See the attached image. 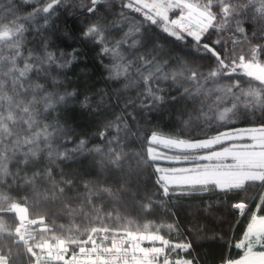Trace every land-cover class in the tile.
<instances>
[{"label":"snow or ice","instance_id":"obj_1","mask_svg":"<svg viewBox=\"0 0 264 264\" xmlns=\"http://www.w3.org/2000/svg\"><path fill=\"white\" fill-rule=\"evenodd\" d=\"M64 3L65 0H45L44 6L34 8L23 17L16 16L11 6L5 8L0 5V50L7 48L14 53L11 56L0 54V189L14 191L18 197L13 198L0 191V244L3 243V238L7 237L10 241L8 248H21L33 264H194L192 259L168 258L169 253L177 249H191V243L173 244L158 234L159 229L148 232L150 225L143 226L144 233L127 230L114 232L111 227L84 226L83 233H80L79 228L76 231L85 235L86 239L63 235V226L55 223L50 226L48 212H37V205L33 201L39 200L45 204L59 202L61 212L66 216L92 221L88 213H99L102 210L97 206V201H100L101 205L106 201L119 204L124 202L122 197H130L136 203L139 198V206L150 212L153 206H157V201L152 199L156 195L161 197L160 204H163L164 198L174 195L235 194L236 199L230 204L232 210L243 216L250 203L254 202L256 211L249 218L242 237L235 243V247L243 249L244 254L236 260L225 259L222 264H264V215H258V212L264 210V125L259 128L227 131L217 129L215 135L205 139L164 138L153 132L149 138L150 144L163 145L176 154L166 157L149 148L146 158L138 160L137 170L115 177L118 187L108 185L100 179L84 181L75 170L56 171L58 165L53 161L63 162L72 160L77 155H84L86 141L81 139L75 148L64 152L52 149L46 141L54 134L48 129L55 126L44 124L40 131L32 132L33 128L40 126L37 117L41 114L33 106L43 103L45 111L54 109L56 104L64 102L67 96L74 93H66L55 100L52 94H48L40 100L33 97L24 101L3 94V90L10 84L14 92L26 95L22 81L28 74L33 70L41 71L44 64L55 63V55L45 52L43 60L36 57L35 63L26 61L23 68L16 67L18 58L22 56L24 34L28 31L21 21L35 22L37 16L42 15L44 25L41 27H47L50 18L57 14V6ZM103 3H106V0H90L86 11L89 15H95L97 22L87 27L82 38H91L104 45L102 54H111L121 61L127 60V63L114 65L111 71L115 77L126 75L130 70L136 72L137 79L145 86V91L141 93L144 97L142 108L165 104L175 106L183 101L181 116H184L187 103L194 102L198 96L185 88L178 96H169L166 99L165 95H158L165 92V89L158 86L160 82H199L203 79L205 84H217L218 81L226 79L231 83L206 88L205 92L208 95L219 92L221 95L217 97V102L232 98L235 101L232 106L218 110L213 118L208 117L203 107L193 106L192 110L187 112L188 120H182V124L193 127V120L203 118L209 124L211 119H215L223 126L233 119H239L241 108L245 111L257 108L264 111V0H127L122 4V9L139 15L141 21L137 22L122 10L118 14L120 19L112 20L108 24L101 23L104 16L97 7ZM177 11L179 15L170 19L169 13L175 15ZM124 28H127V31H124ZM249 28L252 29L251 33ZM113 30L122 32L123 35L119 40H108V43L112 44V47H108L105 34L111 35ZM213 33L217 37L214 40L210 38ZM170 39L185 43L190 40L193 47L186 51L211 61L208 71H201L202 66H191L179 55L165 50V46L158 43L159 40L167 43ZM206 40L208 42H205ZM245 44L248 45L247 48L240 47ZM125 48L128 50L127 57L121 52ZM28 59H33L31 53ZM72 59H75V55ZM71 62L68 60L58 67H66ZM8 65L11 67H7ZM6 67L7 71H3ZM234 76L248 77L250 82L258 81L259 90L249 87L246 91L239 79L233 80ZM34 91H44L43 86L36 84ZM199 92L200 89L197 88L196 93ZM242 98L245 101L243 103ZM87 100L85 97V107L88 106ZM4 102L7 103V115L2 114ZM122 119L117 117L118 121ZM17 124L22 126L24 132L31 134L22 135L15 131ZM123 127L131 131L128 125ZM110 128L111 124L105 126L106 131ZM117 131L119 132V126ZM100 136L106 138V132H101ZM246 138L252 143H235ZM107 143L119 145V140L113 139ZM40 144H45V147L41 148ZM201 151L205 154L196 155ZM87 152L103 157L99 164L93 160L91 167H98L101 172L107 171L108 168L116 172L123 171V160L127 155L123 151L108 148L105 155L103 149L93 148ZM44 153H47L49 164L47 167H40ZM160 159H170L177 163L187 162L192 166L167 170L153 168V164ZM10 163L16 166L15 172L10 170ZM149 169L156 174L153 181L155 191L145 190L141 193L138 183L133 190L131 181L136 171ZM28 189L32 192L31 197L19 196V193ZM253 190L255 195L250 196L249 193ZM84 209H88V213ZM210 210L209 204L205 211L210 213ZM6 217L12 220L11 224ZM110 217V213L103 218L97 215L95 222L103 224V221ZM68 231L71 232L72 229ZM57 232L61 235H57ZM117 236L121 238L119 246ZM145 240L152 244L159 242L161 246L141 247L140 242ZM76 248L78 252L69 251ZM256 248L260 250L255 251ZM14 260L10 250L5 253L4 249L0 248V264H13Z\"/></svg>","mask_w":264,"mask_h":264},{"label":"trees","instance_id":"obj_2","mask_svg":"<svg viewBox=\"0 0 264 264\" xmlns=\"http://www.w3.org/2000/svg\"><path fill=\"white\" fill-rule=\"evenodd\" d=\"M44 2L45 0H27V2L25 0H0V5L5 8L11 6L16 16L23 17L33 11L34 8L44 6ZM125 2L126 0H106V3L98 5L100 14L104 16L101 23L108 24L112 20H119L118 14L122 10L128 13L132 19L140 22L141 17L139 15L122 9V4ZM87 6H90V0H65L64 4L57 6V14L50 18L47 27H41L44 25L42 15L37 16L35 22L21 21L28 31L24 34V43L21 48L22 56L18 58L16 67L23 68L26 61L35 63L36 57L43 60L45 52L55 55V63L44 64L41 71L33 70L28 74V77L22 81L26 95L14 92L10 84L3 90V94L24 101L31 100L33 97L40 100L41 97L48 94H52L55 100L58 96H63L66 93H74V95L67 96L64 102L56 104L54 109L45 111L43 103L33 106L41 114L37 117L40 126L33 128L32 132L40 131L44 124L54 125L55 128L62 129L61 131H56L55 128L48 129L49 132L54 133L52 138L46 141L52 149L64 152L67 149L75 148L81 139L86 141L84 155H77L72 160L63 162L53 161L58 165L57 172L75 170L76 174L81 175L84 181L100 179L108 185L118 187L115 177L126 175L131 170H137V162L139 159L146 158L148 146L164 151L170 156L176 154L165 147L150 144L149 138L153 132L174 139H205L207 136L215 135L217 129L227 131L229 129L259 128L264 125V111L259 108L247 111L241 108L240 118L233 119L223 126L215 119H211V124H209L203 118L198 121L193 120V127H186L182 124V120H188L187 112H190L193 106L196 108L203 107V111L208 114L209 118H213L218 110L222 111L224 108L232 106L235 102L232 98L217 102V97L221 95L219 92L211 95L205 92L206 88H216L218 85L231 83L226 79L218 81L217 84H205L203 79L199 82H185L183 80L175 83L172 81L160 82L158 86L165 89V92L158 93V95H165L166 99L169 96H178L185 88L192 90L198 96L194 102L187 103V112L184 116H181V108L184 107L183 101L175 106L165 104L156 105L152 108H142L141 102L144 97L141 93L145 91V86L142 81L137 79L136 72L130 70L126 75L115 77L111 71L114 65L127 63V60L121 61L111 54H102L101 50L104 45L96 43L91 38H82L87 27L97 22L95 15L87 13ZM260 26L257 25V27ZM245 27L248 26L245 25ZM124 31H127V28H124ZM251 31L252 29L249 28V33ZM105 35L107 36L105 43L108 47H112L108 40H119L123 33L113 30L111 35L107 33ZM210 38L216 39V34L213 33ZM158 43L164 45L165 50L172 51L174 55H179L191 66H202L201 71L207 72L208 65L212 63L207 59H201L194 52L186 51L193 47L190 40L187 43L174 39H170L167 43L164 40H159ZM240 47L247 48L248 45L245 44ZM121 52L125 57L128 56L126 48L122 49ZM30 53L32 60L28 59ZM0 54L11 56L14 53L10 49L3 48L0 50ZM73 55H75V59H72ZM68 60L72 62L66 67H58ZM7 67H11V65ZM7 67L3 71H7ZM165 71H169V69H165ZM236 79L240 80L241 86L246 91L249 87L259 90L258 81L250 82L248 77L234 76L233 80ZM132 81H136V83H132ZM36 84L42 85L44 91L35 92L34 86ZM197 88L200 89L199 93H196ZM85 97L88 98V106L86 107L84 106ZM243 102L245 101L242 98L241 103ZM210 106L211 111H209ZM2 114L7 115L6 102H4ZM117 117L123 119L118 121ZM109 124L112 125V128L106 131L105 126ZM125 124L131 131L124 129L123 125ZM196 124L200 126L195 127ZM118 126L119 132L117 131ZM14 130L22 135L31 134L24 132L19 124L15 126ZM101 132H106V138H101ZM113 139H118L119 145L107 143ZM69 140L71 142H67ZM244 141H248V139L236 142ZM39 146L44 148L45 144ZM93 148L103 149L105 155L108 148L127 154L123 160V171L116 172L108 168L107 171L101 172L98 167H91L93 160L99 164L103 159L101 155L87 152L88 149ZM201 153L204 151L196 153V155ZM168 160L160 159L152 167L167 165L170 168H175L178 164H190ZM48 164L47 153H44L41 157L40 167H47ZM9 168L13 172L17 170L16 166L11 163ZM155 179L156 174L152 172V169L136 171V175L131 181L133 190L138 183L141 193L145 190L154 192L153 181ZM41 187L44 186L41 185ZM0 191L13 196V198H18L16 192H8L7 188L0 189ZM31 195L30 189L19 193V196L31 197ZM249 195H255L254 190ZM122 199L124 202L119 204L106 201L101 205V202L97 201V206L102 208L99 213L95 211L88 213V209H84L92 217V221L66 216L61 212L59 202L45 204L36 200L33 203L37 205V212H48L50 226L53 223L63 226V235H70L76 239L87 238L76 231L79 228L80 233H83L84 226L89 228L111 227L114 232L127 230L144 233L143 226L150 225L148 232H155L159 229L158 234L171 243H191V249L182 253L180 251L175 253L186 259H192L194 264H222L226 258L239 255L241 251L234 247V243L242 237L249 218L256 211L254 202L250 203L249 209L243 216L232 210L230 204L235 201V194L227 196L218 194L174 195L170 198H164L163 204H160L161 197L156 195L152 199L157 201V206H153L150 212L144 211L139 206V198H137L136 203L130 197H122ZM143 203H147V201H143ZM209 204L211 205L210 213L205 211ZM57 213L61 214L57 215ZM109 213L111 217L104 220L103 224L95 222L97 215L103 218ZM258 215H264V210L258 212ZM5 219L8 220L9 224L12 223L10 218L6 217ZM70 228L72 229L71 232L68 231ZM56 234L61 235L60 232ZM9 243L8 238L4 237L0 248H3L5 253L11 251L15 257L13 264L32 263L21 248L12 247L9 249ZM77 249H70L69 251Z\"/></svg>","mask_w":264,"mask_h":264},{"label":"built area","instance_id":"obj_3","mask_svg":"<svg viewBox=\"0 0 264 264\" xmlns=\"http://www.w3.org/2000/svg\"><path fill=\"white\" fill-rule=\"evenodd\" d=\"M116 239H117V243H118V246H119V243H120V241H121V238H120L119 236H117ZM97 242L99 243V241H97ZM145 243H147V244H149V245H145ZM158 244H159V242H157V243H155V244H152V243H150V242L147 241V240L140 242V246H141V247H144V248H150V247H153V246H157ZM173 244H176V243H173ZM89 247H90V246H89ZM78 251H79L78 249L75 250V252H78ZM129 251L131 252V248H129ZM176 251H180L181 253H182V252H185V251H181V250H179V249H177ZM176 251H175V252H176ZM71 252H72V251H71ZM175 252H170V253H169L168 258H169L170 260H175V259H186V258H184L183 256H178ZM66 258H67V257H66ZM31 264H33V262H32Z\"/></svg>","mask_w":264,"mask_h":264},{"label":"rangeland","instance_id":"obj_4","mask_svg":"<svg viewBox=\"0 0 264 264\" xmlns=\"http://www.w3.org/2000/svg\"><path fill=\"white\" fill-rule=\"evenodd\" d=\"M126 2H127V0H126ZM178 15H179L178 11L176 12L175 15L172 14V13H169L170 19H175ZM159 136H160V135H159ZM161 137L168 138V137H166V136H161ZM172 139H174V138H172ZM159 146L164 147L163 145H159ZM149 148H153V147L148 146L147 150H148ZM153 149H155V148H153ZM155 150H156V152L160 153V154L163 155V156L170 157V155L167 154V153H165L164 151H161V150H159V149H155ZM162 160H165V159H162ZM167 160H168V159H167ZM168 161H169V160H168ZM191 166H192L191 164H187V165H180V164H178V165L175 166V168L191 167ZM156 167H159V168H162V169H165V170L170 169V166H167V165H164V167H161L160 165H157ZM160 175H163V173H160Z\"/></svg>","mask_w":264,"mask_h":264},{"label":"crops","instance_id":"obj_5","mask_svg":"<svg viewBox=\"0 0 264 264\" xmlns=\"http://www.w3.org/2000/svg\"><path fill=\"white\" fill-rule=\"evenodd\" d=\"M236 143H238V144H251L252 143V141L250 140V139H248V141H244V142H236ZM202 154H205V153H201L200 155H202ZM243 235V234H242ZM240 240V239H239ZM238 240V241H239ZM238 241H236V242H238ZM235 242V243H236ZM235 243H234V247H235ZM145 245H149V244H147V243H145ZM161 245L160 244H158L157 246H153V247H160ZM236 248V247H235ZM236 249H238V248H236ZM240 251H241V253L239 254V255H237L236 257H230V258H226V259H233V260H236V259H239L243 254H244V250L243 249H239ZM255 251H259L260 249L259 248H256V249H254Z\"/></svg>","mask_w":264,"mask_h":264}]
</instances>
